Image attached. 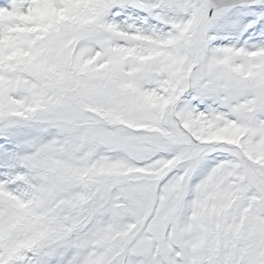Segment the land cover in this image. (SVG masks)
<instances>
[{
    "label": "rangeland",
    "instance_id": "1",
    "mask_svg": "<svg viewBox=\"0 0 264 264\" xmlns=\"http://www.w3.org/2000/svg\"><path fill=\"white\" fill-rule=\"evenodd\" d=\"M2 1L0 264H264V0Z\"/></svg>",
    "mask_w": 264,
    "mask_h": 264
},
{
    "label": "water",
    "instance_id": "2",
    "mask_svg": "<svg viewBox=\"0 0 264 264\" xmlns=\"http://www.w3.org/2000/svg\"><path fill=\"white\" fill-rule=\"evenodd\" d=\"M255 0H206L207 7L210 11H215L221 8L239 5L245 2H253Z\"/></svg>",
    "mask_w": 264,
    "mask_h": 264
},
{
    "label": "bare ground",
    "instance_id": "3",
    "mask_svg": "<svg viewBox=\"0 0 264 264\" xmlns=\"http://www.w3.org/2000/svg\"><path fill=\"white\" fill-rule=\"evenodd\" d=\"M226 24V23H225ZM243 25V24H242ZM238 33V32H237ZM190 42V41H189ZM213 55V54H212ZM240 71V70H239Z\"/></svg>",
    "mask_w": 264,
    "mask_h": 264
}]
</instances>
